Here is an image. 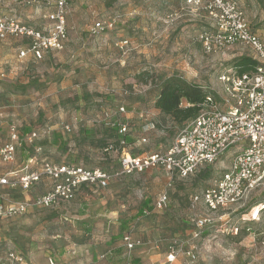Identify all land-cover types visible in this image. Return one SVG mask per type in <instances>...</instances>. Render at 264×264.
Instances as JSON below:
<instances>
[{"label":"rangeland","instance_id":"374dc122","mask_svg":"<svg viewBox=\"0 0 264 264\" xmlns=\"http://www.w3.org/2000/svg\"><path fill=\"white\" fill-rule=\"evenodd\" d=\"M233 1L264 37V0ZM52 5L0 0V16L47 27L41 15ZM67 11L65 48L41 61L20 58L27 40L0 41V107L6 115L0 150L10 141L11 125L20 134L16 161L6 165L0 155V173L21 170L31 155L35 169L47 160L111 171L125 152H163L185 125L156 108L161 82L181 76L202 86L225 109L219 79L250 55L241 47L207 55L198 37L212 29L211 21L187 0H70ZM96 23L104 29L93 34ZM117 124L129 127L132 142L124 148L119 143L123 137L110 131ZM109 131L115 150L105 153L100 140ZM33 132L38 137L30 143L26 137ZM236 150L186 180L164 170L120 177L106 189L83 188L59 207L0 220V256L11 250L35 264H50L49 259L56 264H135L136 259L164 264L168 248L185 240L195 243L199 260L192 263L182 255L175 264H264V183L242 203L211 215L213 225L198 240L192 236L191 198L230 168ZM51 186L44 178L25 195L36 197ZM164 192L169 206L155 210L152 204ZM0 194L23 197L20 190L7 188ZM130 234L142 244L132 252L121 237Z\"/></svg>","mask_w":264,"mask_h":264},{"label":"built area","instance_id":"2783aa9c","mask_svg":"<svg viewBox=\"0 0 264 264\" xmlns=\"http://www.w3.org/2000/svg\"><path fill=\"white\" fill-rule=\"evenodd\" d=\"M28 4L52 5L49 0H23ZM70 0H56L51 10L45 11L41 19L48 25L38 29L18 18L8 15L0 16V41L9 37L27 40L20 58L32 56L41 61L47 53L59 52L65 48L69 38L67 27L68 5ZM187 3L203 10L212 29L202 32L198 41L207 54H224L226 50L241 47L248 49L250 56L256 61L253 71L239 73L230 69L220 77L226 97L223 109L214 96L207 97L202 111L189 123L163 152H151L141 156H133L125 152L120 160V168L113 173L101 168L90 169L84 166L57 165L42 161L40 169L34 168L35 157H32L21 170L0 173V190L4 188L20 190L22 194L41 182L44 178L52 181V186L36 197L10 198L0 194V220H10L28 214L31 209L56 208L65 202L72 201L83 188L106 189L114 179L130 177L134 174H145L148 171L164 170L172 178L189 179L203 168L212 166L227 153L236 148L230 168L202 193L191 198V215L189 221L193 225V240L201 237L205 228L213 225L214 213L231 208L247 199L260 184L264 183V37L253 30L240 6L233 0H187ZM104 28L100 23L93 26V34ZM128 43H122L126 46ZM121 112H125L123 108ZM109 118L110 114L107 113ZM6 115L0 107V131L4 126ZM119 134H129V127L117 124ZM71 132L69 126H65ZM10 141L0 150L3 163L13 165L17 159L20 134L14 125L9 128ZM38 133L33 132L26 138L34 143ZM121 147L127 145L124 138ZM115 150L112 144L107 152ZM170 197L167 192L160 195L154 209L167 210ZM206 213H201V208ZM147 214V212H145ZM129 252L142 244L126 235L123 239ZM195 243L177 242L172 244L166 253L164 264H175L184 255L192 263L199 258ZM50 264H56L49 259ZM0 264H33L16 251H9L0 256Z\"/></svg>","mask_w":264,"mask_h":264},{"label":"trees","instance_id":"16d2710c","mask_svg":"<svg viewBox=\"0 0 264 264\" xmlns=\"http://www.w3.org/2000/svg\"><path fill=\"white\" fill-rule=\"evenodd\" d=\"M256 64H257L256 61H254L252 57L244 55L242 58L237 60L234 69H236L239 73L249 72V71H253L256 68ZM160 92H161L160 97L156 102V108L162 113L163 116L170 117L175 122H177V124L178 123L184 124L185 127H187L189 123L194 121L195 118L200 114V112L203 109L202 106L204 105L207 97L209 96V93L205 91V89L202 86L196 83L193 84L178 75L163 80L160 84ZM184 101L187 104L186 107H183ZM110 131L111 132L114 131L115 133H117L118 137H123L126 143L132 142L131 138L129 137V134L125 136L119 135V128L117 126L112 127V129L110 128ZM110 131L108 133V137H105L104 139L100 140V144H101L100 147L105 151V153H109L107 152V149L113 144V143L110 144V142L108 141V139H112L114 136L113 134H111ZM57 137L60 138L61 135L59 134L57 135ZM132 155L136 156L133 153ZM32 157L33 155H31L29 159ZM68 165H75V164H68ZM75 166H80V164ZM84 167L90 168L87 166ZM119 168H120V162L116 167V169H113L111 171L105 170L103 168L101 169L109 173H113V171H117ZM90 169H94V168H90ZM209 177L210 176L207 175V178ZM152 208H154V203L152 204ZM187 224H188V220H187ZM121 237L123 240L125 238V235L123 236L121 235ZM135 264H140V260L136 259Z\"/></svg>","mask_w":264,"mask_h":264},{"label":"crops","instance_id":"0c3cea01","mask_svg":"<svg viewBox=\"0 0 264 264\" xmlns=\"http://www.w3.org/2000/svg\"><path fill=\"white\" fill-rule=\"evenodd\" d=\"M28 23V22H27ZM31 25V24H30ZM46 26V25H45ZM45 26H43L42 28H38V29H44L45 28ZM34 27V26H33ZM36 28V27H35ZM6 124V122L4 123V125ZM4 127V126H3ZM3 129V128H2ZM2 174V173H1ZM23 195V198H27V197H29L28 195H25V194H22ZM25 260L26 261H28V262H30V263H33V262H31L30 260H28L27 258H25ZM33 264H35V263H33Z\"/></svg>","mask_w":264,"mask_h":264}]
</instances>
